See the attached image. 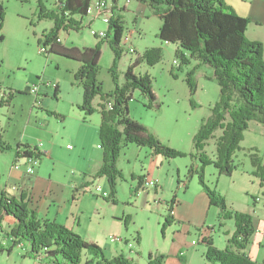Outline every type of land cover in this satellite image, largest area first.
<instances>
[{
  "label": "rangeland",
  "instance_id": "rangeland-1",
  "mask_svg": "<svg viewBox=\"0 0 264 264\" xmlns=\"http://www.w3.org/2000/svg\"><path fill=\"white\" fill-rule=\"evenodd\" d=\"M44 1L48 7L55 8L58 0ZM38 2L0 0L5 8L4 26L0 31L5 35V39L0 40V98L8 100V93L13 94L10 103H0V131L4 138L13 146L23 141L45 151L35 171L42 165L41 172L47 177L52 174L58 188L64 186L67 180L89 179L87 182L92 193L84 199L86 209L82 214L81 232L75 230L87 240L92 234L96 236L102 233L116 247V242L111 238L120 235L128 244L133 243L132 247L126 244L127 248L133 250L138 247L139 237L144 258L139 259L140 264L147 257L149 259L152 252L173 254L177 245L183 242L190 244L193 239H198L197 227L206 229L205 234L213 237L216 247H225L226 231L234 232L233 220L225 219L224 224H220L221 219L217 217L219 209L209 205V198L198 175L190 177L188 173L190 166L195 164L194 136L219 99V84L210 77L213 69L204 64L195 67V60L179 69L177 45L161 42L157 36L161 26L158 15L135 0H117L116 11L123 14L126 27L124 36L130 35L129 41L123 37L124 51L118 61V80L122 83L127 65L139 59L135 72L151 76L160 103V108L146 107L148 99L137 89L129 103V116L155 132L162 142L185 154L169 159L156 156L148 147L141 148L136 144L125 146L118 158V169L122 176L116 182L117 205H113L93 189V186L100 184L110 193L106 176H94L97 173L94 171L102 162L103 150L99 140L101 115L95 112L85 119L77 107L82 100L83 90L74 79L79 62L63 55L49 53L47 56L40 52L42 33L54 26V22L49 18H38ZM98 30L106 31L108 25L99 16L90 14L84 18L83 28L62 30L59 36L68 47H89L102 43L98 80L105 91H113L115 85L111 67L115 56L107 40L95 36L94 31ZM153 46L162 48L163 59L149 65L144 61L143 53ZM192 69L196 83V93L193 95L185 79ZM56 85L60 88L57 96L54 95ZM34 86L37 87V95L31 92ZM37 98L39 101L36 103ZM108 106H111L109 102ZM49 111L62 114L64 119L51 115ZM220 133L216 131V135ZM214 140H209L207 146L211 156L215 154ZM240 145L241 149L233 157L238 167L232 174L219 175L217 168L211 164L204 170V179L209 187L216 188L226 197L232 210L246 211L255 216L257 230L245 252L261 262L264 260V181L262 183L261 177L252 174L256 167L252 164L251 154L258 153L264 163V124L251 121ZM17 159L14 149L0 151V188L4 187L10 172L19 170L13 167ZM20 162L23 163L20 169L25 170L24 159H20ZM144 171L150 174V178L156 175L159 178L160 184L156 189L149 186L151 198L146 191L139 196L132 191L137 182L135 179ZM174 197L176 217L181 219L176 221L183 224L174 222L162 230L164 214L171 207ZM112 211H124V221H114ZM7 222L6 219L0 227V264H39L37 258L24 257L25 250L19 245L9 252L12 239L8 240L7 237ZM196 244L190 250L186 263L215 264L205 257L207 244Z\"/></svg>",
  "mask_w": 264,
  "mask_h": 264
},
{
  "label": "trees",
  "instance_id": "trees-1",
  "mask_svg": "<svg viewBox=\"0 0 264 264\" xmlns=\"http://www.w3.org/2000/svg\"><path fill=\"white\" fill-rule=\"evenodd\" d=\"M39 2V19L49 18L54 26L46 29L40 39V51L48 56L49 53L63 55L68 59L79 62L74 73L75 81L82 86V100L77 107L87 119L96 111L101 115L99 124V140L102 148V163L95 178L106 176L110 186V196L105 197L116 202V182L122 176L118 169V158L122 149L129 144L148 147L153 154L174 159L185 153L162 142L157 134L151 131L141 121L129 116V103L133 92L141 90L148 99L146 107L160 108L157 94L152 85L151 76L147 73L135 72L139 63L137 59L127 65L122 83L118 80V61L122 58V37L124 20L116 7L117 0L112 1L111 15L105 37L113 50L115 59L112 63V79L115 85L113 91H105L98 80L99 60H101L102 43L89 47L66 45L60 38L62 30H79L83 28V20L88 16V10L93 0H58L56 7H48L44 0ZM151 8L161 21L157 36L161 42L175 43L176 56L180 59L178 68L182 65L197 61L196 66L207 65L213 69L210 76L220 87L219 99L211 109L210 116L202 121L193 139L195 164L188 169L189 176L197 174L206 192L210 206L219 209L218 218L233 220L234 232L228 234L227 244L218 248L213 237L206 235V229H197L201 235L199 242L207 244L205 257L215 264H264L245 252L257 230L255 216L246 211L232 210L226 202V197L216 188H211L205 182L204 170L208 165H214L219 175H230L237 169L234 156L241 149V141L251 121L264 124V44L261 41L247 37L250 18L239 15L228 5L226 0H135ZM5 8L0 4V31L4 26ZM95 36H98L95 34ZM5 35L0 33V40ZM144 61L149 65L161 62L163 50L153 46L143 53ZM194 69V68H193ZM187 72L186 81L190 94L196 93L194 70ZM55 86L54 95L59 92ZM8 93L6 104L12 100ZM4 96V95H3ZM99 99L97 103L96 99ZM38 100H36V103ZM107 102L111 106L107 107ZM49 113L64 119L62 114ZM221 131L216 135V131ZM215 138V154L207 151L209 140ZM14 149L16 158L34 156L42 159L45 155L39 146L17 142L11 145L0 131V151ZM252 164L256 167L252 174L264 181V163L258 153L251 154ZM2 178L0 174V179ZM139 183L133 192L143 186L145 176H138ZM26 193L18 196L6 189L0 188V227L5 217H12L13 224L8 226L7 235L12 239L8 248L12 251L15 245L24 250V257L39 259L45 264H138L133 257L119 253L108 257L103 247L82 237L72 228L62 222L47 217H41L28 205ZM176 197L171 200L170 208L164 215L163 229L171 226L173 219L172 206ZM139 243H141L138 237ZM167 254H149L147 264H164Z\"/></svg>",
  "mask_w": 264,
  "mask_h": 264
},
{
  "label": "crops",
  "instance_id": "crops-1",
  "mask_svg": "<svg viewBox=\"0 0 264 264\" xmlns=\"http://www.w3.org/2000/svg\"><path fill=\"white\" fill-rule=\"evenodd\" d=\"M226 2L228 5H231L239 15L250 18V23L248 25L246 34L247 37L251 40L261 41L264 44V0H226ZM96 101L98 103L99 99H96ZM4 102L5 100L3 98H0V103ZM39 103L42 102L40 101ZM20 142L28 143L23 141ZM150 151L152 152V150ZM44 153L46 154L45 151ZM101 163L97 167L96 171H94V173L98 171L99 167L101 166ZM162 164L163 161L160 162V165ZM41 168H43L42 165L39 167L38 171H35L32 174H27L25 170L21 169L15 171L13 170L9 173L8 179L4 187L1 188L6 189L11 194H15L18 196L22 195V193H26L25 200L27 201L28 205L39 214V216L47 217L48 219H54L59 222H62L67 227L72 228L80 233L81 231L79 230H81L82 228L83 221L82 214L85 212L86 209V202H84V199L85 197L90 195L89 193H92V190L89 188L90 184L88 185L87 182L89 179L85 178V180L82 179L80 181L76 180L70 182H67V180L66 183L63 184L64 186L58 188L59 185L54 182L52 174L50 175V177H47L46 175H44L43 172H41ZM87 175L89 176V174H86V176ZM139 175L145 176V182L148 180H155L157 183V186H154L155 189L158 187V184H160L157 175L153 176V178H150V174L146 173V171L141 172ZM135 180H137V182L139 183L138 179ZM137 182L135 183V186H137ZM149 189V185H145L144 183L143 186L139 187L135 195L139 196L142 192L144 193V191H146L145 193L151 198L152 195H150ZM256 198L258 197L256 196ZM112 204L117 205L116 202H112ZM175 204L176 200L172 206L174 211V214L172 215L173 219L175 220L176 224H183L182 221H176L181 219L180 217H176L177 213L174 209ZM123 213L124 211L121 213L119 211H112L111 218L116 222H120L121 220L124 221ZM6 219L8 221L6 223L8 226L13 224L12 217H5L4 222L6 221ZM197 229L198 227L196 228V231ZM186 232L187 234L190 233V231ZM7 237L8 240L11 239L8 235ZM88 240L97 242V244L103 247L108 257H114L119 253L123 252V254L133 257L134 260L138 262V264H140V258L144 259L142 256V250L139 247L142 243H139L138 247L131 250L127 248L126 244H128V242L123 238L121 241L116 242L117 245L115 247V245L112 244V242H110L108 238L103 236L102 233H97L96 236L92 234ZM198 243L200 242L198 241ZM194 245L197 244H193L192 242L190 244H187L183 242V244L177 245L174 249L173 254H167V257L164 260V264H167V262L172 264H187L186 262L188 261L190 250ZM157 254L161 253H153V255ZM147 259H145L144 263L142 264H147Z\"/></svg>",
  "mask_w": 264,
  "mask_h": 264
},
{
  "label": "built area",
  "instance_id": "built-area-1",
  "mask_svg": "<svg viewBox=\"0 0 264 264\" xmlns=\"http://www.w3.org/2000/svg\"><path fill=\"white\" fill-rule=\"evenodd\" d=\"M126 1H131V0H126ZM113 4H112V1L111 0H93V2L91 3V6L88 10V15L90 14H94L96 16H99V19H101L104 23H106L107 25H109L110 23V19H111V15H113V8H112ZM95 34L99 35V37H105L106 34H107V30H101V31H94ZM123 37L125 40L129 41L130 39V35H126L124 36L123 34ZM122 37V39H123ZM129 39V40H128ZM123 42V41H122ZM40 51H45V48L43 47H40ZM130 51H132V48H130ZM31 92L32 93H36L37 95V87L34 86L33 88H31ZM38 100V98H37ZM39 101V100H38ZM111 104V103H109ZM20 159H24V165H25V172L27 174H32L34 173L35 171V166L36 165H39V159L34 157V156H27V157H21V158H18L17 159V162L13 165L14 168L16 169H20L21 168V165L23 164L22 162H20ZM156 181L155 180H148L145 182V185H149V186H157L156 185ZM15 188V187H14ZM93 189H94V192L97 193V194H100L101 196L103 197H108L110 196V193L106 190H104L102 188V186L100 184H97L95 186H93ZM171 214H174V211L172 210L171 211ZM201 234L199 233V236ZM123 238L119 235L117 236H112L111 240L113 242H118V241H121ZM199 239H194L192 241L193 244H196L198 243ZM133 243H129L128 245L130 247H132Z\"/></svg>",
  "mask_w": 264,
  "mask_h": 264
}]
</instances>
